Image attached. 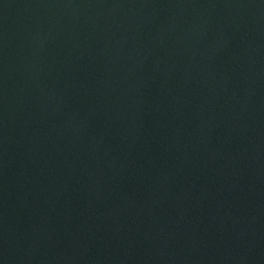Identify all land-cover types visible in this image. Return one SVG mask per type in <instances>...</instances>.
Returning <instances> with one entry per match:
<instances>
[{
    "label": "water",
    "instance_id": "1",
    "mask_svg": "<svg viewBox=\"0 0 264 264\" xmlns=\"http://www.w3.org/2000/svg\"><path fill=\"white\" fill-rule=\"evenodd\" d=\"M0 264H264V0H0Z\"/></svg>",
    "mask_w": 264,
    "mask_h": 264
}]
</instances>
